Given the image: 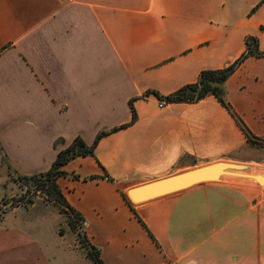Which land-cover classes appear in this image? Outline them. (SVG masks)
<instances>
[{"label":"crops","instance_id":"1","mask_svg":"<svg viewBox=\"0 0 264 264\" xmlns=\"http://www.w3.org/2000/svg\"><path fill=\"white\" fill-rule=\"evenodd\" d=\"M262 28L264 0H0V153L30 176L76 138L92 145L130 123L57 180L104 264H264V186L209 182L139 204L123 197L202 163L264 166V57L247 58L224 85L263 145L215 96L165 104L147 94L170 95L229 66L248 36L264 51ZM35 209L58 213L66 236L58 207ZM9 226L0 227V264H52L40 235ZM36 253L42 260H31Z\"/></svg>","mask_w":264,"mask_h":264},{"label":"trees","instance_id":"2","mask_svg":"<svg viewBox=\"0 0 264 264\" xmlns=\"http://www.w3.org/2000/svg\"><path fill=\"white\" fill-rule=\"evenodd\" d=\"M262 29L264 30V28ZM251 56L264 57V51L259 50L258 39L255 36H248L246 38L245 52L239 59H237L229 66L219 70H204L201 72L199 79L195 83L188 84L170 95L164 96L159 92L153 90L148 92L147 94L151 93L156 95L165 104L194 103L201 101L209 96H215L220 101V103L231 113L242 131L247 136L248 140L251 143L258 144V141L247 130L240 117L235 113L230 103L226 99L224 88L226 81L231 77V75L247 58ZM131 109L133 111V120L131 123H133L136 119V115L132 103ZM129 124L111 129L110 131H103L99 133L92 145H87L81 138H76L68 148L64 149L58 154L52 167L47 172L28 176L14 171L18 174L19 180L22 181L29 190L36 193H41L43 196H45L48 203L53 204L54 206L58 207L63 213L68 215L71 221V226L74 228L77 226L80 229L79 237L83 243V248L85 249L87 256L91 258L95 264H104L101 258V251L90 242L86 231H81L82 228L84 229L83 221L80 215L68 204L57 184V180L61 176L69 175L61 169L65 164L80 156L93 155L95 147L102 137L118 131L119 129L125 128ZM123 197L129 204H131L126 194L123 195Z\"/></svg>","mask_w":264,"mask_h":264},{"label":"rangeland","instance_id":"3","mask_svg":"<svg viewBox=\"0 0 264 264\" xmlns=\"http://www.w3.org/2000/svg\"><path fill=\"white\" fill-rule=\"evenodd\" d=\"M258 145L263 144L258 143ZM251 150L256 154L261 153L257 149ZM260 155L264 156L262 153ZM261 156L255 158L257 160H263ZM6 160L0 153V227L6 228L8 226L11 228L9 225L12 223L20 227L25 225L28 230L40 235L46 255H48L52 264L54 261L60 264H95L91 258L84 255V251L82 250L84 249L83 243L79 237L80 229L77 226L75 228L71 226L68 215L58 208L63 214L60 225L61 234H66L63 237L59 234L58 230L60 221L58 213L55 212L49 216H43L37 211L39 209L28 210L33 204L46 203L47 205H54L48 203L47 199L41 193L29 190L19 180L18 174L8 167ZM81 231L85 232L83 228ZM69 246L72 248L77 246L80 251L75 252V249H69ZM32 259L34 261L42 260L38 253L33 254Z\"/></svg>","mask_w":264,"mask_h":264},{"label":"water","instance_id":"4","mask_svg":"<svg viewBox=\"0 0 264 264\" xmlns=\"http://www.w3.org/2000/svg\"><path fill=\"white\" fill-rule=\"evenodd\" d=\"M257 184L264 186V166L232 161H214L129 188L134 204L184 191L203 183Z\"/></svg>","mask_w":264,"mask_h":264},{"label":"built area","instance_id":"5","mask_svg":"<svg viewBox=\"0 0 264 264\" xmlns=\"http://www.w3.org/2000/svg\"><path fill=\"white\" fill-rule=\"evenodd\" d=\"M39 193V192H38ZM45 197V196H44Z\"/></svg>","mask_w":264,"mask_h":264}]
</instances>
